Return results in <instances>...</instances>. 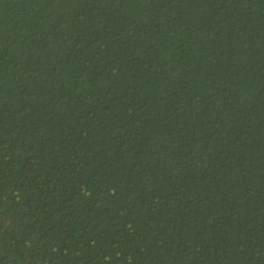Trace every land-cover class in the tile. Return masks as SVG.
<instances>
[{
  "label": "trees",
  "instance_id": "trees-1",
  "mask_svg": "<svg viewBox=\"0 0 264 264\" xmlns=\"http://www.w3.org/2000/svg\"><path fill=\"white\" fill-rule=\"evenodd\" d=\"M0 264H264V0H0Z\"/></svg>",
  "mask_w": 264,
  "mask_h": 264
}]
</instances>
